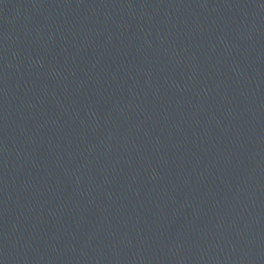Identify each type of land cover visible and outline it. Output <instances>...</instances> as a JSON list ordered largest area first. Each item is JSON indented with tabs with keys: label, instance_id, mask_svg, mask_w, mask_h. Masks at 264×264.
<instances>
[{
	"label": "water",
	"instance_id": "95a60500",
	"mask_svg": "<svg viewBox=\"0 0 264 264\" xmlns=\"http://www.w3.org/2000/svg\"><path fill=\"white\" fill-rule=\"evenodd\" d=\"M0 264H264V0H0Z\"/></svg>",
	"mask_w": 264,
	"mask_h": 264
}]
</instances>
